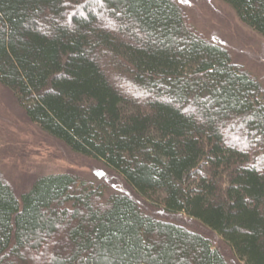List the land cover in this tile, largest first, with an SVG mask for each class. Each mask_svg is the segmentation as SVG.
Here are the masks:
<instances>
[{"label": "trees", "instance_id": "trees-1", "mask_svg": "<svg viewBox=\"0 0 264 264\" xmlns=\"http://www.w3.org/2000/svg\"><path fill=\"white\" fill-rule=\"evenodd\" d=\"M264 37V0H221ZM0 84L27 117L118 174L17 195L0 171V264H264V87L177 0H0ZM137 197V198H136Z\"/></svg>", "mask_w": 264, "mask_h": 264}, {"label": "rangeland", "instance_id": "rangeland-1", "mask_svg": "<svg viewBox=\"0 0 264 264\" xmlns=\"http://www.w3.org/2000/svg\"><path fill=\"white\" fill-rule=\"evenodd\" d=\"M191 23L207 38L228 48L232 60L254 75L264 87V37L244 24L221 0H177ZM0 171L17 195L43 174L68 172L102 185L105 197L114 193L135 196L123 179L103 163L73 152L42 131L26 115L13 93L0 84ZM137 198V197H136ZM142 207L160 218L205 233L231 264H242L221 237L185 214L168 215L163 208L139 199Z\"/></svg>", "mask_w": 264, "mask_h": 264}]
</instances>
